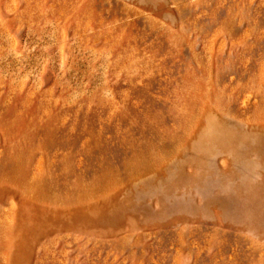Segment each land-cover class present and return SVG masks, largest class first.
I'll use <instances>...</instances> for the list:
<instances>
[{
    "label": "rangeland",
    "instance_id": "rangeland-1",
    "mask_svg": "<svg viewBox=\"0 0 264 264\" xmlns=\"http://www.w3.org/2000/svg\"><path fill=\"white\" fill-rule=\"evenodd\" d=\"M0 264H264V0H0Z\"/></svg>",
    "mask_w": 264,
    "mask_h": 264
}]
</instances>
